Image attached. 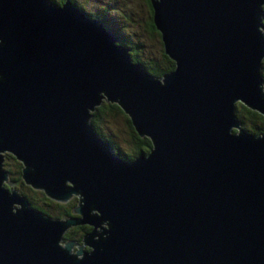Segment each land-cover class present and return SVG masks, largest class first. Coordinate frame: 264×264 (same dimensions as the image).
I'll return each mask as SVG.
<instances>
[{
  "label": "water",
  "instance_id": "1",
  "mask_svg": "<svg viewBox=\"0 0 264 264\" xmlns=\"http://www.w3.org/2000/svg\"><path fill=\"white\" fill-rule=\"evenodd\" d=\"M150 1L175 63L160 78L71 0H0V264H264V133L236 115L264 117V0ZM104 102L148 155L97 134ZM6 153L49 199L76 197L75 216L4 188ZM75 226L83 246L63 242Z\"/></svg>",
  "mask_w": 264,
  "mask_h": 264
},
{
  "label": "trees",
  "instance_id": "2",
  "mask_svg": "<svg viewBox=\"0 0 264 264\" xmlns=\"http://www.w3.org/2000/svg\"><path fill=\"white\" fill-rule=\"evenodd\" d=\"M55 5H63L64 2L66 0H51ZM147 5L150 7V11H151V17L150 20H148L145 28L148 34H150L152 37H159L160 33L157 31L154 22H153V9H152V5H151V1L150 0H144ZM71 2L73 3V5L80 9L83 10V6L81 4H79L78 2H76V0H71ZM91 16L95 17V18H102L105 20L106 22V26L110 29H112L113 31H117L122 38V44L124 46H126L127 48H130L131 50V57L133 59L134 62L141 64L150 74H152L153 76L160 78L162 76H164L167 73L172 72L175 69V63L165 54L164 52V48L163 51L161 52L159 58H157V62L154 61H150V62H146L145 60L142 59V53L141 51L143 50V46L141 43H134L132 40H130L129 35H125V34H121L123 32L120 30H115V28L110 27L108 18L106 17V13L101 12L99 14H91L89 13ZM130 20V19H127ZM124 33V32H123ZM163 45V44H162ZM263 77H264V63H263ZM122 114L124 115L126 119V125L128 127L130 136L132 138V150L131 152H125L123 151L120 146L118 145V143L116 142V140L111 137L108 136L107 134H105L103 127H102V123L103 120H105L107 117H113L115 115L118 114ZM236 115L238 120L240 121L241 127L250 132L253 133L255 135H260L262 133H264V117L262 115H260L259 113H257L256 111H252L251 109H249L248 107H246L245 105L241 104V103H237L236 105ZM91 125L93 126L94 130L97 132V134L105 139L106 141L110 142L115 150L116 153L118 154L119 157L129 161V160H133L134 158L140 156L141 154L144 155H148L150 150L152 149V143L148 138H141L136 132L135 129L133 128V125L130 121V119L128 118V116L125 115V113L122 111V109L119 107V105L117 104H111V103H103L100 107L97 108V110L92 114V119H91ZM236 132V130L234 131ZM9 160H15L16 161V168L14 171L9 170L8 168H6V170L10 173L11 176L16 175L17 179H19L20 181H22V184H24V181L22 180V169H23V165L14 157V156H10L8 157ZM18 161V162H17ZM11 178V177H10ZM11 181H14L11 178ZM25 185V184H24ZM27 186V185H26ZM4 188L8 189V187L6 186V184H4ZM30 190L31 195L29 194H24L27 196V199L29 200V202L31 203V206L50 216L53 217L55 219H61L63 218L65 215V217L68 216H73V209L75 208L76 204H77V198H74L73 200H71L68 203L62 204V203H55V206L58 208V214L56 215H52L51 213H49L48 209L46 206L50 205V204H54L52 203V201H50L47 196L44 193H41V196L43 199H41L42 204H38L41 202H36V200H38L37 198H35V196L33 194H36L35 191L37 190H33L30 187H27ZM48 201V202H46ZM45 202H46V206H45ZM55 202V201H54ZM87 227H78L75 228V230L80 231L79 233L81 234V231L86 232H90L91 228L88 227V231H86ZM67 238H71V235L66 234L65 236V240H67Z\"/></svg>",
  "mask_w": 264,
  "mask_h": 264
},
{
  "label": "rangeland",
  "instance_id": "3",
  "mask_svg": "<svg viewBox=\"0 0 264 264\" xmlns=\"http://www.w3.org/2000/svg\"><path fill=\"white\" fill-rule=\"evenodd\" d=\"M76 2H78L83 6V9L86 13L99 14L104 11V13H106V17L108 18L110 27L120 31H122L123 29L124 33L122 32L121 34H125L126 36L129 35V37H131L129 39L136 44L138 43L142 44L143 50L141 51V53L143 60H145L146 62L158 61L157 58H159L163 49L159 37H152L146 31L145 26L148 20H150L151 11H150V7L147 5V3L144 0H76ZM126 119L127 118H125L124 115H122L121 113L113 117H107L105 120H103L102 127L105 134L113 137L123 151L131 152L132 138L130 136L128 127L126 125ZM10 156L11 154L6 153L4 167L5 169L8 168L9 170L14 171L17 166L16 165L17 163L15 160L14 161L9 160L8 157ZM10 177L13 180H15V182L12 181L15 184L9 186L8 184L5 183L8 188L17 190L21 195L23 193L31 195L30 190L27 188L28 186L22 184V181L17 179L16 175L14 176L10 175ZM10 177L9 179L11 180ZM35 192L36 194L33 195L35 196V198L38 199L36 200V202H41L38 203L40 205L42 204L41 199L43 198L41 196V193L43 192L40 190H37ZM46 202H45V206L47 205ZM46 207L49 213H51L52 215L58 214L59 210L54 204H50ZM73 216L75 215L73 214ZM75 228L74 229L69 228L65 233L64 237L66 236V234L71 236L75 234V236L79 237L80 236L79 232L72 231V230L76 231ZM71 238H67V241H74L77 243V245L83 246L82 240L84 237L79 242H77V240H70ZM63 242H65V238ZM76 249L78 248L75 247L73 249V252H75Z\"/></svg>",
  "mask_w": 264,
  "mask_h": 264
},
{
  "label": "flooded vegetation",
  "instance_id": "4",
  "mask_svg": "<svg viewBox=\"0 0 264 264\" xmlns=\"http://www.w3.org/2000/svg\"><path fill=\"white\" fill-rule=\"evenodd\" d=\"M92 14V13H91ZM150 17H151V14H150ZM100 19H102V18H100ZM104 20V19H103ZM105 21V20H104ZM106 23V22H105ZM5 163V162H4ZM4 169H5V167H4ZM6 170V169H5ZM7 171V170H6ZM8 172V171H7ZM9 174V173H8ZM9 177H10V174H9ZM11 190V189H10ZM14 190V189H13ZM23 196H25L26 198H27V196L26 195H24V194H22ZM28 200V199H27ZM51 201V200H50ZM30 203V202H29ZM52 203H54V205H55V203L56 202H52ZM31 204V203H30ZM59 204V203H58ZM64 217H65V215H63ZM83 227H87L86 228V231H88L87 229H88V226H83ZM90 228V227H89ZM72 229H74V228H72ZM73 232H80V231H74V230H72ZM87 233H89V232H84V231H81V234H80V236L79 237H77V236H75V234H73L71 237V239L70 240H77V242H79ZM67 241V240H66ZM85 251H90V249L89 248H85Z\"/></svg>",
  "mask_w": 264,
  "mask_h": 264
},
{
  "label": "bare ground",
  "instance_id": "5",
  "mask_svg": "<svg viewBox=\"0 0 264 264\" xmlns=\"http://www.w3.org/2000/svg\"><path fill=\"white\" fill-rule=\"evenodd\" d=\"M6 158V157H5ZM8 184L9 185H14L15 183L14 182H12L10 179H9V182H8ZM24 184L25 185H27L25 182H24ZM28 187H30V188H32L31 186H29V185H27ZM9 190L10 189H12V188H8ZM33 190H36V189H34V188H32ZM21 195V194H20ZM21 196H23V195H21ZM23 197H25V196H23ZM26 198V197H25ZM48 198V197H47ZM27 199V198H26ZM74 199V198H73ZM29 201V200H28ZM53 201V200H52ZM63 204V203H62ZM32 207V206H31ZM33 208V207H32ZM36 210V209H35ZM50 217V216H49ZM78 217V216H77ZM53 218V217H52ZM79 218V217H78ZM55 219V218H54ZM75 227H79V226H75ZM75 227H72V228H75ZM65 238V237H64ZM66 241V240H65Z\"/></svg>",
  "mask_w": 264,
  "mask_h": 264
},
{
  "label": "clouds",
  "instance_id": "6",
  "mask_svg": "<svg viewBox=\"0 0 264 264\" xmlns=\"http://www.w3.org/2000/svg\"><path fill=\"white\" fill-rule=\"evenodd\" d=\"M80 259H83V257H80Z\"/></svg>",
  "mask_w": 264,
  "mask_h": 264
}]
</instances>
